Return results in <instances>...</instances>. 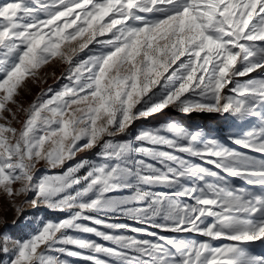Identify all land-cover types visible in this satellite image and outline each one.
Instances as JSON below:
<instances>
[{
  "label": "snow or ice",
  "instance_id": "1",
  "mask_svg": "<svg viewBox=\"0 0 264 264\" xmlns=\"http://www.w3.org/2000/svg\"><path fill=\"white\" fill-rule=\"evenodd\" d=\"M253 73L264 0H0V264H264ZM170 108L221 121L134 130Z\"/></svg>",
  "mask_w": 264,
  "mask_h": 264
},
{
  "label": "rangeland",
  "instance_id": "2",
  "mask_svg": "<svg viewBox=\"0 0 264 264\" xmlns=\"http://www.w3.org/2000/svg\"><path fill=\"white\" fill-rule=\"evenodd\" d=\"M64 66L53 63L51 65L46 66L44 71L48 73L55 72V77L49 75L47 78L46 83L43 85L40 84H28V90L25 91L22 94V102L25 107L28 106L32 102V100L36 97L38 93L41 92L42 89L46 90L49 87H52L53 89H58L62 84L66 83L65 80H57V77L61 76V73L63 71ZM253 77L257 75H264V73H253L251 74ZM250 77H245L241 79H248ZM171 120L177 124H181L188 128H195L196 126H204V125H210L211 127L215 128L218 123H220L221 118L219 116H208V115H201V114H191V115H184L176 112L174 109H167L165 110L164 114H157L155 116L149 117L147 119H142L140 121H137L134 130H139L140 128H149L158 126L161 122ZM15 127H19V124H14ZM251 127V125L249 126ZM235 147L237 150L243 151V149H240L238 146H232ZM94 153L93 152H82L79 153L77 156V159H80L82 157H88L93 158ZM58 171V170H53ZM237 183H241L240 181H236ZM28 211H31V209H28ZM13 211L9 207L7 199L3 196V194H0V218L6 219L9 223H11L13 219ZM49 218L53 220H59L64 217L65 214L63 213H48L47 214ZM110 222H128L131 223V221H126L124 218H116V217H109L108 218ZM255 254H264V247L259 246L258 244L254 245L251 249ZM74 264H81L80 261H74Z\"/></svg>",
  "mask_w": 264,
  "mask_h": 264
}]
</instances>
